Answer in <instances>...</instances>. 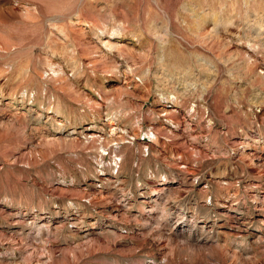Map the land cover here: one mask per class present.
<instances>
[{
    "label": "rangeland",
    "instance_id": "rangeland-1",
    "mask_svg": "<svg viewBox=\"0 0 264 264\" xmlns=\"http://www.w3.org/2000/svg\"><path fill=\"white\" fill-rule=\"evenodd\" d=\"M0 264H264V0H0Z\"/></svg>",
    "mask_w": 264,
    "mask_h": 264
},
{
    "label": "bare ground",
    "instance_id": "bare-ground-1",
    "mask_svg": "<svg viewBox=\"0 0 264 264\" xmlns=\"http://www.w3.org/2000/svg\"><path fill=\"white\" fill-rule=\"evenodd\" d=\"M151 137H154V133H153V132H151ZM244 226H245V225H244ZM245 227H246V226H245ZM240 229H241V228H240ZM240 229H239V230H240Z\"/></svg>",
    "mask_w": 264,
    "mask_h": 264
}]
</instances>
